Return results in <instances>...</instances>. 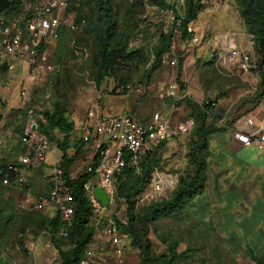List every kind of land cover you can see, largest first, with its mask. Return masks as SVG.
<instances>
[{
    "label": "rangeland",
    "instance_id": "obj_1",
    "mask_svg": "<svg viewBox=\"0 0 264 264\" xmlns=\"http://www.w3.org/2000/svg\"><path fill=\"white\" fill-rule=\"evenodd\" d=\"M32 2L7 0L3 9L21 11L32 7ZM163 3L171 5L173 12L159 10ZM241 7L240 0H201L195 19L188 23L191 36L197 38L192 42L172 24L175 15H182L183 0H161V3L159 0H112V45L122 48L126 57L120 58L114 70L95 83L91 61L100 24L94 0H82L79 15L84 23L73 30L66 26L60 29L56 39L40 49L43 60H37L31 67L18 62L10 72L0 73V162L15 161L22 132L31 122L43 117L45 111H50L54 102L61 104L66 120L73 123L67 155H72L74 150L77 154L66 169L70 178L81 175L93 155L90 144L79 141L78 131L90 108L105 114L129 113L138 119H148L151 113L160 110L169 112L171 120L176 121L184 119L190 107L195 117L194 105L200 107L214 101L213 109L204 119V124L213 128L208 139L211 134L249 129L241 124L242 116L264 119V56L261 64L248 73H241L233 66L221 67L215 62V53L227 31L233 32L239 46L253 53L255 62L259 60L252 48V26L242 18ZM72 18L73 12L66 11L65 19ZM160 33L168 35L169 42L157 59ZM170 60L174 64L170 65ZM121 78L126 79L124 84ZM173 81L182 94L179 100L166 98L159 91ZM197 127L196 119L189 133L176 135L159 148L157 169L176 175L178 181L188 179L193 170L189 153L193 152L198 159L205 160L204 187L208 186L209 179L208 145L206 149L193 147L198 141ZM47 132L48 149L54 150L55 155L48 152L44 164L37 169H21L20 181L8 186L0 184V264L58 262L57 252L43 230L54 210L48 204L34 207L38 197H47L48 189L42 178L45 167L61 164L56 145L63 134L48 127ZM132 178L123 182L120 194L116 190L105 208L92 211L87 222L92 228L87 246L94 243L96 251L105 256V264H141L126 231L119 230V251L103 242L107 219L126 223L128 214L133 216L136 229L145 230L150 254L156 258L166 253L172 241L176 243V251L188 249L176 264H255L249 259L246 247L264 258V239L256 245L249 232L231 230L234 218L228 208L217 206L222 197L213 198L209 191L201 190L186 200L178 212L148 222L147 207L168 198L171 192H161L152 198L134 195L126 202L122 195ZM148 189L146 186L144 192ZM56 243L66 250L70 239L57 233Z\"/></svg>",
    "mask_w": 264,
    "mask_h": 264
},
{
    "label": "built area",
    "instance_id": "obj_2",
    "mask_svg": "<svg viewBox=\"0 0 264 264\" xmlns=\"http://www.w3.org/2000/svg\"><path fill=\"white\" fill-rule=\"evenodd\" d=\"M79 1L35 0L30 10L24 9L17 15H0V65L4 63V67H0V73L10 72L18 62L25 63L27 67L37 64V60L44 59L40 49L49 41L56 39L59 27L66 26L73 30L82 25L83 19L78 22H74V18L69 21L65 19L70 4L75 7ZM167 11L171 13L170 9ZM174 24L178 26L179 20H175ZM185 29L190 34L189 40L195 42L197 38L191 36V28L187 25ZM215 62L221 67L233 66L241 73H248L257 68L253 53L239 46L231 31L225 32V38L215 53ZM169 63L174 64V60H170ZM125 86L129 85L125 84ZM159 91L166 98L179 100L182 97L175 81L161 87ZM211 105L214 106L215 103L212 102ZM240 122L245 127H251V130L234 133L238 140L243 145L254 143L257 149H262L263 122L255 123L253 117L247 115L242 116ZM192 125L191 117L186 116L184 119L173 121L169 112L160 110L151 113L148 119H138L129 113L105 114L97 108L88 109L78 131L81 142L89 143L93 150L90 163L85 169L91 175L82 183V189L93 209L97 211L105 208L92 193L94 187L103 189L107 195L108 205L115 195L116 171L127 167L133 174H138L144 156L155 152L161 143L165 144L176 135L188 133ZM21 147L22 150L16 157V165L5 163L0 168V171L3 169L5 171L1 184L9 183L7 178L9 172H12L17 180H21L19 174L21 169H36L42 166L48 152H53L48 149L46 138L35 130L33 122L23 131ZM42 178L48 189L47 197L41 199L34 207L51 205L63 224L68 226L72 216L71 196L60 167L54 163L48 165L42 173ZM176 181V175L165 174L154 166L149 172L147 184L149 189L144 192V188L138 196L152 198L161 192L170 191ZM103 233L105 235L103 242L114 247L115 251H119L117 247L121 244V233L111 218L107 219ZM96 248L94 243L87 246L82 257L75 264H105V256L97 252Z\"/></svg>",
    "mask_w": 264,
    "mask_h": 264
},
{
    "label": "trees",
    "instance_id": "obj_3",
    "mask_svg": "<svg viewBox=\"0 0 264 264\" xmlns=\"http://www.w3.org/2000/svg\"><path fill=\"white\" fill-rule=\"evenodd\" d=\"M35 0H33L32 4ZM80 0L77 6H70L66 11L73 10L74 12V22H78L82 19L79 15L80 11ZM18 1H16L17 3ZM161 3V0H159ZM242 5L241 7V16L244 21L252 26L251 34L253 36V49L259 55V60L256 61L257 66L260 65L262 57L264 56V0H240ZM112 0H94V7L98 14L99 20V30L96 37V46H95V55L91 61L92 67L95 69L94 82L99 83L104 77H106L110 72H112L120 62V58L126 57V53L122 48L114 47L112 45V37L114 35V23H113V14H112ZM201 6V0H183V9L182 15H175L172 24L176 30L181 31V35L186 36L187 39L190 38V34L186 31V26L188 23L195 19L196 13ZM159 9L162 10L170 9L173 12V7L171 5H159ZM31 7L26 8L30 10ZM24 10V9H23ZM21 10V11H23ZM21 11H12L7 12L5 9H0V15H17ZM179 20V25L175 26L174 21ZM64 28V26L59 27L57 31ZM68 28V27H67ZM69 29V28H68ZM160 48L157 52V59H159L161 53L167 48L169 37L163 33L159 34ZM120 81L124 84L126 82L125 78H121ZM214 101H208L207 103L199 106L194 105L195 107V117L193 116V107H190V113L187 117L193 119L194 127L195 120L198 121V127L196 128L197 139L198 141L194 142V148H204L206 149L208 145V135L211 133L213 128L210 125L204 124V119L208 117L210 109L213 108L211 103ZM28 116L32 117L31 111H28ZM35 124V130L42 134L47 142L48 132L47 127L55 129L56 131L63 134L61 142H59L56 147L60 152V167L62 175L65 178V184L68 186V191L71 196V207H72V216L71 222L68 226H65L61 221L57 212H54V215L49 218L47 223L43 225V230L48 233L49 241L54 247L58 255V262L55 264H75L82 257L87 244L89 242V237L92 233V228L87 225L88 219L92 211H95L91 206L85 192L82 189V183H84L88 177L91 175L90 172L86 170L79 176L75 178H70L66 174V169L70 163L73 162L77 150H74L72 155H67L68 148V138L69 133L73 130V123L66 120L64 116V110L60 103L54 102L51 106L50 111H45L43 117H39L36 121H33ZM190 129V131H191ZM189 131V132H190ZM188 132V133H189ZM23 132L21 134V137ZM21 141V139H20ZM79 141H81L79 139ZM164 145L161 143L160 147ZM159 148L151 153L144 156L140 162L141 170L138 174H133L127 167H123L120 170L116 171L114 174V188L115 192L119 193L120 188L123 182L129 178L133 177L130 184L125 188L123 197L126 202H129L131 197L138 195L142 190L147 186L149 182V172L156 166L157 167V158L156 153ZM22 150L20 146L19 152ZM95 159V156L93 157ZM189 159L193 164L192 174L188 179L180 178L179 181H176L175 186L170 190V196L168 198L161 199L159 201L152 202L147 207V218L146 221L151 222L159 218L160 216L169 215L178 212L182 209L183 203L193 197L195 194L200 193L203 188L204 183V166L205 160H200L195 155V153H189ZM15 161L12 162H0V168L3 167L5 163H10L16 165ZM44 164V163H43ZM41 167V166H40ZM47 167V166H46ZM45 167V168H46ZM39 168V167H38ZM37 169V168H36ZM4 169L0 171V184L1 179L4 174ZM9 183L4 186H8L17 180V177L12 172H9L7 175ZM3 185V184H1ZM120 194V193H119ZM129 205L127 204L126 211L128 212ZM114 223L118 231H126L130 236L132 245L137 249L140 263L141 264H155L157 261L160 264H176L188 251V249H183L181 251H176V243L172 241L166 251L162 253L157 258L153 257L150 254V242L146 237L145 230L136 229L133 225V216L128 214V220L126 223H121L118 220H114ZM62 230L60 231V229ZM61 236H67L70 239L69 248L63 250L56 243V234ZM63 233V234H62ZM246 252L250 260L255 264H264V258L258 257L254 254L253 250L249 247H246Z\"/></svg>",
    "mask_w": 264,
    "mask_h": 264
},
{
    "label": "crops",
    "instance_id": "obj_4",
    "mask_svg": "<svg viewBox=\"0 0 264 264\" xmlns=\"http://www.w3.org/2000/svg\"><path fill=\"white\" fill-rule=\"evenodd\" d=\"M251 117L255 123L264 124L263 118ZM250 130L251 127L234 133ZM234 133L209 136L206 182L210 188L205 185L202 192L209 191L213 198L222 197L217 206L228 208L234 218L231 230L249 232L258 245L264 239V147L257 149L254 143L243 145ZM41 199L38 197V202Z\"/></svg>",
    "mask_w": 264,
    "mask_h": 264
},
{
    "label": "water",
    "instance_id": "obj_5",
    "mask_svg": "<svg viewBox=\"0 0 264 264\" xmlns=\"http://www.w3.org/2000/svg\"><path fill=\"white\" fill-rule=\"evenodd\" d=\"M7 0H0V9H3L4 6L6 5ZM1 68L4 67V63H2L0 65ZM92 193L94 194L95 198L100 202V204L102 206H106L107 205V195L106 193L103 191L102 188L100 187H94L92 189Z\"/></svg>",
    "mask_w": 264,
    "mask_h": 264
}]
</instances>
